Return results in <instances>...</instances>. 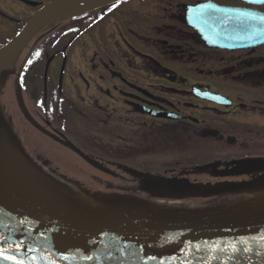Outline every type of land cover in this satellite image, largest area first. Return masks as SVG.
Instances as JSON below:
<instances>
[{
    "label": "flooded vegetation",
    "instance_id": "flooded-vegetation-1",
    "mask_svg": "<svg viewBox=\"0 0 264 264\" xmlns=\"http://www.w3.org/2000/svg\"><path fill=\"white\" fill-rule=\"evenodd\" d=\"M57 1L0 0V48ZM206 2L264 14L253 0H117L34 34L0 94L26 152L91 191L148 192L150 176L215 184L264 175L236 165L264 160V44L205 47L185 6ZM185 163L194 165L172 167Z\"/></svg>",
    "mask_w": 264,
    "mask_h": 264
},
{
    "label": "water",
    "instance_id": "water-1",
    "mask_svg": "<svg viewBox=\"0 0 264 264\" xmlns=\"http://www.w3.org/2000/svg\"><path fill=\"white\" fill-rule=\"evenodd\" d=\"M112 1L117 0H60L37 12L0 49V93L34 34ZM185 17L209 48L242 50L264 43V15L254 11L205 3L187 7ZM237 165L238 172L250 171L249 166L264 171V160ZM152 181V194L163 199H237L213 208H178L66 184L26 153L0 106V250L5 255L22 264H264V175L215 185ZM0 264L13 261L0 259Z\"/></svg>",
    "mask_w": 264,
    "mask_h": 264
},
{
    "label": "rangeland",
    "instance_id": "rangeland-1",
    "mask_svg": "<svg viewBox=\"0 0 264 264\" xmlns=\"http://www.w3.org/2000/svg\"><path fill=\"white\" fill-rule=\"evenodd\" d=\"M62 157L63 158H73L71 155L63 152L62 154ZM191 161H194L196 162L195 160H191ZM194 164H189V163H185V164H179V165H172L173 168H176V170H178L180 167H183V166H193ZM80 167L84 168L83 166L80 165ZM83 172H87L85 169L83 170ZM196 179L200 182L203 181V179L200 177H196ZM190 180L192 181V178H190ZM93 189H99V187L97 186H92ZM120 188V191L122 192H128V193H135L137 192V194H141L143 195L144 198H149V196L147 194H142L140 192L143 191V187L141 185H127V186H121V187H118ZM166 204H168L167 202H165ZM171 206H177V207H192V206H206V205H210L211 202L208 201V200H201V199H197V200H190L188 201L187 203H172L170 202L169 203Z\"/></svg>",
    "mask_w": 264,
    "mask_h": 264
},
{
    "label": "snow or ice",
    "instance_id": "snow-or-ice-1",
    "mask_svg": "<svg viewBox=\"0 0 264 264\" xmlns=\"http://www.w3.org/2000/svg\"><path fill=\"white\" fill-rule=\"evenodd\" d=\"M37 55H39V54L37 53ZM0 259H3V260H12L13 261V264H22V261L15 260L14 257L5 255V253H4L3 250H0Z\"/></svg>",
    "mask_w": 264,
    "mask_h": 264
},
{
    "label": "bare ground",
    "instance_id": "bare-ground-1",
    "mask_svg": "<svg viewBox=\"0 0 264 264\" xmlns=\"http://www.w3.org/2000/svg\"><path fill=\"white\" fill-rule=\"evenodd\" d=\"M60 181H62V182H64V183H66L65 181H63V180H61V179H59Z\"/></svg>",
    "mask_w": 264,
    "mask_h": 264
}]
</instances>
